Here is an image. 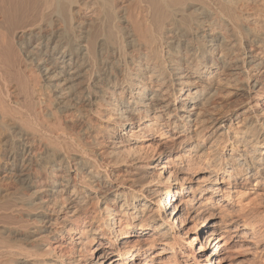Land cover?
I'll list each match as a JSON object with an SVG mask.
<instances>
[{"label": "bare ground", "instance_id": "bare-ground-1", "mask_svg": "<svg viewBox=\"0 0 264 264\" xmlns=\"http://www.w3.org/2000/svg\"><path fill=\"white\" fill-rule=\"evenodd\" d=\"M234 246L264 264V0H0V264Z\"/></svg>", "mask_w": 264, "mask_h": 264}, {"label": "rangeland", "instance_id": "rangeland-1", "mask_svg": "<svg viewBox=\"0 0 264 264\" xmlns=\"http://www.w3.org/2000/svg\"><path fill=\"white\" fill-rule=\"evenodd\" d=\"M243 182H244L243 180H240V183H243ZM199 244H200V241L197 243V245ZM242 248L243 247H240V246L232 247L227 253H223L222 255H220L219 260H224V262H231V263L235 262L234 264H239V263L249 264L250 262H252V256L249 253H245V251L242 250Z\"/></svg>", "mask_w": 264, "mask_h": 264}]
</instances>
